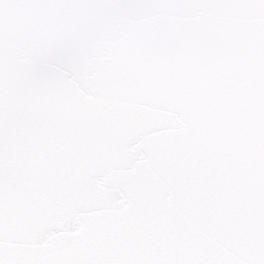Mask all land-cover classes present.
Wrapping results in <instances>:
<instances>
[{
  "label": "snow or ice",
  "instance_id": "obj_1",
  "mask_svg": "<svg viewBox=\"0 0 264 264\" xmlns=\"http://www.w3.org/2000/svg\"><path fill=\"white\" fill-rule=\"evenodd\" d=\"M0 264H264V0H0Z\"/></svg>",
  "mask_w": 264,
  "mask_h": 264
}]
</instances>
